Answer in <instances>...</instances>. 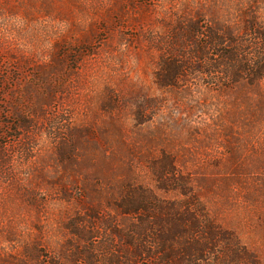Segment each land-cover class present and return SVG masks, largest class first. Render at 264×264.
I'll list each match as a JSON object with an SVG mask.
<instances>
[{
    "label": "rangeland",
    "instance_id": "rangeland-1",
    "mask_svg": "<svg viewBox=\"0 0 264 264\" xmlns=\"http://www.w3.org/2000/svg\"><path fill=\"white\" fill-rule=\"evenodd\" d=\"M249 3L264 21V0H0V264H29V242L57 246L79 188L104 202L123 179L158 187L163 152L264 264V80L216 90L197 75L170 91L155 80L179 19L239 26Z\"/></svg>",
    "mask_w": 264,
    "mask_h": 264
},
{
    "label": "trees",
    "instance_id": "trees-1",
    "mask_svg": "<svg viewBox=\"0 0 264 264\" xmlns=\"http://www.w3.org/2000/svg\"><path fill=\"white\" fill-rule=\"evenodd\" d=\"M254 8L249 3L240 12L239 26L218 20L216 14H210L205 26L194 17L179 19L159 61L156 84L170 91L201 75L216 90L259 88L264 80V21ZM179 33L181 42L175 44ZM59 158L67 159L61 152ZM150 168L158 184L154 189L123 179L111 185L102 202L95 186L79 188V210L59 226L62 241L53 248L25 244L27 263L256 264L236 234L216 226L172 156L163 152ZM86 196L101 203L89 204Z\"/></svg>",
    "mask_w": 264,
    "mask_h": 264
}]
</instances>
